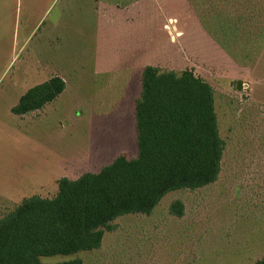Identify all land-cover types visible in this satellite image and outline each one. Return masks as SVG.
<instances>
[{
    "label": "rangeland",
    "instance_id": "obj_1",
    "mask_svg": "<svg viewBox=\"0 0 264 264\" xmlns=\"http://www.w3.org/2000/svg\"><path fill=\"white\" fill-rule=\"evenodd\" d=\"M101 1L111 3L105 13L96 0H0V218L25 198L54 197L63 177L138 155L134 110L147 65L213 73L196 55H223L213 41L246 67L264 53L263 0ZM222 65L237 78L210 79L224 140L218 180L168 193L150 215L118 217L99 249L42 262L255 264L264 257V103L241 89L247 73ZM55 75L66 82L56 100L40 111H12ZM175 200L184 204L182 217L170 212Z\"/></svg>",
    "mask_w": 264,
    "mask_h": 264
},
{
    "label": "trees",
    "instance_id": "obj_2",
    "mask_svg": "<svg viewBox=\"0 0 264 264\" xmlns=\"http://www.w3.org/2000/svg\"><path fill=\"white\" fill-rule=\"evenodd\" d=\"M65 88V80L55 75L28 89L12 111L23 115L39 110ZM134 114L136 157L120 154L99 172L63 177L54 197L25 198L0 218V264H46L42 257L99 249L118 217L150 215L168 193L218 180L224 140L214 88L203 77L192 69L147 65ZM170 212L184 216L183 202L173 201ZM255 264H264V257Z\"/></svg>",
    "mask_w": 264,
    "mask_h": 264
},
{
    "label": "crops",
    "instance_id": "obj_3",
    "mask_svg": "<svg viewBox=\"0 0 264 264\" xmlns=\"http://www.w3.org/2000/svg\"><path fill=\"white\" fill-rule=\"evenodd\" d=\"M96 1L100 2V4L102 6H106V8L101 7L103 13L108 11L109 6L111 5V3H108L107 1H101V0H96ZM202 30L204 32V35L207 37L208 33L206 32V30L203 27H202ZM207 38H208V41H207L208 47L210 48V44H209L210 43V36L207 37ZM207 38H206V40H207ZM212 44L214 45L215 50L216 51L219 50L220 52L223 53V55L218 52V55L215 54V55L211 56V58H210V57H208L205 54V50H204V52H196L197 58L200 56L199 58L202 59L201 62H199V64L197 62H196V64L200 65V63H201V67L207 68L210 71L213 70L212 71L213 73H210L208 71H204V69H202V68L201 69L200 68L196 69V67L194 66L195 64H193V67H195L193 69L194 72L196 74H199L201 77H203L211 85H212V81H210L211 74L213 76L218 77L219 78L218 79L219 82H221V81L224 82L225 80H227V83H229L234 78H237V76L235 74L232 75L231 74L232 72L230 73L227 70V68L224 69L225 67H224V65H222V61L224 60V62H226V63H228L230 61V63L234 66V68L236 69L237 72H239L241 74L242 73H247L249 75V80H244L242 82L241 89L242 90H246L248 92V94L250 95V97L252 98V100H256L259 103H264V94H261V93H264V74L262 75L259 72V66L261 65V58L263 57L262 55H264V53H261L260 57L258 58V60L256 61V63L254 64L253 67H246V66H242V64L238 63L234 59V57H232V55L228 54V52L226 50L222 49V47H220V45L216 41H213ZM242 62L243 63H248L247 61H242ZM143 68H144V66H143ZM142 71L143 70H141V75H142ZM45 107L46 106H44L42 109H44ZM40 110L41 109L36 110V111H40Z\"/></svg>",
    "mask_w": 264,
    "mask_h": 264
}]
</instances>
